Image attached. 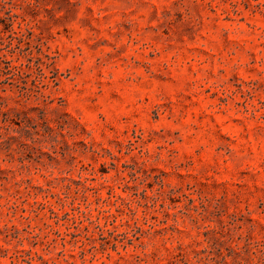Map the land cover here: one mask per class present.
Segmentation results:
<instances>
[{"label": "rangeland", "instance_id": "rangeland-1", "mask_svg": "<svg viewBox=\"0 0 264 264\" xmlns=\"http://www.w3.org/2000/svg\"><path fill=\"white\" fill-rule=\"evenodd\" d=\"M0 264H264V0H0Z\"/></svg>", "mask_w": 264, "mask_h": 264}]
</instances>
